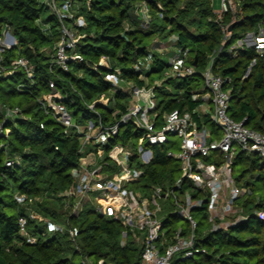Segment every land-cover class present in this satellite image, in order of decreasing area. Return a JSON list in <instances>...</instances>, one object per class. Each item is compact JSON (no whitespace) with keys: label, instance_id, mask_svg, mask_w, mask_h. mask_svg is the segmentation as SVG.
Masks as SVG:
<instances>
[{"label":"trees","instance_id":"trees-1","mask_svg":"<svg viewBox=\"0 0 264 264\" xmlns=\"http://www.w3.org/2000/svg\"><path fill=\"white\" fill-rule=\"evenodd\" d=\"M75 1L79 14L87 21L83 29L86 36L77 48L83 61L70 62L69 69L64 71L52 62L54 47L61 36L60 24L44 1L0 0V36L9 26L18 40L16 47L2 54L1 65L10 68L13 60L24 57L34 69L31 79L23 69H17L0 80V107H20L25 116L5 123L10 133L2 139L3 146L0 144V264L141 261V245L133 241L121 244L120 221L102 214L88 199L80 213L73 214L74 199L60 196L73 184L71 172L79 164L82 142L75 129L67 133L63 125L40 108L38 98L53 92L51 82L63 95L62 102L78 124L92 121L94 126H113L128 112L130 97L121 89L114 92L107 74L119 69L124 85L132 82L152 86L161 80L163 85L156 88L154 111L160 125L165 113L175 109L192 112L203 103L201 97L194 99L193 95L207 92L203 72L214 58V71L232 80L228 86L232 90L230 116L238 121L246 119L248 127L264 133V53L251 48L234 56L228 51L238 38L257 31L259 26L264 28V0H243L235 13L225 14L221 20L215 13L213 0H148L152 20L147 28L135 16L136 7L144 0ZM47 12L49 15L45 16ZM222 23L233 25L232 37L227 42ZM173 36L178 38L176 46L189 49V62H196L195 74L167 77L168 60L157 53L152 54L150 71L135 70L137 59L149 55L156 37L167 40ZM103 58L108 60L107 65L100 64ZM112 93L114 100L107 106L99 104L95 112L87 107L103 94ZM195 119L215 135H221L209 115L202 119L195 115ZM3 120L0 108V123ZM142 135L145 131L128 121L120 125L119 133L110 139L106 149L116 144L135 149ZM149 148L153 150L149 164L133 163L144 174L131 187L145 191L153 185L170 187L180 175V163L168 153L179 149V140L169 139ZM10 159H19V163L8 167L6 162ZM117 169L109 164L104 171L112 175ZM233 171L237 185L246 190L236 202L246 218L227 230L210 231L206 213L202 210L197 213L205 221L199 223L197 233L208 253L184 261L186 264H264V217L259 215L264 213V157L237 153ZM16 193L26 195V202L18 203ZM21 217L27 219L26 228L36 238L35 243L22 233ZM48 221L61 225L63 230H50ZM178 223L176 218L173 226ZM70 229L77 231L75 239Z\"/></svg>","mask_w":264,"mask_h":264},{"label":"built area","instance_id":"built-area-1","mask_svg":"<svg viewBox=\"0 0 264 264\" xmlns=\"http://www.w3.org/2000/svg\"><path fill=\"white\" fill-rule=\"evenodd\" d=\"M43 1L60 24L61 36L54 47L52 62L67 71L70 62L83 61L77 48L80 40L86 36L83 29L87 27V21L79 14V5L75 0ZM242 1L220 0L221 9L216 12L219 20L225 14L235 13L236 7ZM159 15L163 17L162 13ZM135 16L144 27L150 25L152 14L148 0L142 1L136 7ZM220 26L224 32V41H229L232 37L229 26L223 23ZM177 39L173 36L167 42L176 46ZM164 44L161 38L156 37L150 45L149 55L137 59L135 70L141 73L150 71L153 51ZM17 45V38L7 26L0 36V80L13 75L17 69H23L30 79L34 77V69L24 57L13 60L10 68L1 65L4 59L2 54ZM251 48L258 53H264L262 26L257 31H250L238 38L228 51L237 56L240 50ZM189 58V49L178 47L177 53L170 57L167 77L183 78L195 74L196 66L189 62ZM107 63L106 58H103L100 64ZM213 65L214 58L203 72L207 92L193 95L194 99L201 97L203 103L192 112L183 113L175 109L165 113L160 125L157 124V113L154 111L157 103L156 88L161 87L163 81H157L152 86H138L132 82L124 85L125 81L119 69L107 74L106 79L112 84L114 92L121 89L128 93L130 100L128 112L113 126H94L92 121L78 124L62 102L63 95L55 89L54 82L50 83L53 92L38 98L40 108L63 125L67 133L75 129L82 142L79 164L71 172L73 184L60 196L74 199L73 214H79L88 199L102 214L120 221L123 225L121 244L133 241L142 246L139 264H178L208 253L197 233L199 222L196 214L201 210L207 215L210 231L227 230L246 218L236 204L246 190L237 185L233 162L240 152L264 157V133L248 127L246 119L238 121L230 116L232 90L228 86L232 80L216 73ZM250 70L251 66L247 74ZM113 100V93L103 94L87 104V107L95 112L97 105L107 106ZM0 108L4 116L0 123V144L3 146L2 139L10 133L5 123L25 116L20 107ZM195 115L201 119L209 115L221 135H215L204 123L199 124ZM128 121H132L137 129L145 131L136 148L116 144L107 150L110 139L119 133L120 125ZM169 136H175L179 140V149L168 153L170 157L179 160V177L167 188L162 185H153L146 191L132 188L133 184L141 181L144 174L133 163L139 161L143 165L149 164L153 159V150L149 145L166 143ZM133 157L136 159L132 160ZM18 163L19 159H10L6 165L13 167ZM109 164L118 167L112 175L104 171ZM15 199L18 203H25L27 196L16 193ZM259 215L264 217L262 212ZM176 218L179 223L174 227ZM48 224L52 231L63 230L61 225L51 221ZM26 225L27 219L21 217L22 233L28 237L29 242L35 243L36 238L28 234ZM69 232L75 239L77 231L70 229ZM99 264H103V260Z\"/></svg>","mask_w":264,"mask_h":264},{"label":"rangeland","instance_id":"rangeland-1","mask_svg":"<svg viewBox=\"0 0 264 264\" xmlns=\"http://www.w3.org/2000/svg\"><path fill=\"white\" fill-rule=\"evenodd\" d=\"M213 6H214V10H215V13L216 12H220V9H221V2H220V0H213ZM159 7L161 8V5H159ZM49 15V12H47L46 14H45V16H48ZM142 27H144V25H142ZM145 28V27H144ZM164 42H165V44H164V46L163 47H159V49L157 50V49H155L153 52L154 53H157L158 55H160V56H163L164 58H167V60H168V63H170V57H171V55H173L174 53H177V51H178V47H176V46H174V45H170V43L169 42H167L168 41V39L167 40H163ZM153 45V44H152ZM153 47H154V45H153ZM157 46H156V48H158ZM170 70V69H169ZM169 139H173V140H175V139H177L175 136H169ZM167 207H169V204L167 205ZM197 220H198V222L201 224V223H205V221L204 220H201V218L200 217H197ZM53 223V222H52ZM207 225L208 224H204V226L203 227H207ZM178 264H186L185 262H179Z\"/></svg>","mask_w":264,"mask_h":264},{"label":"water","instance_id":"water-1","mask_svg":"<svg viewBox=\"0 0 264 264\" xmlns=\"http://www.w3.org/2000/svg\"><path fill=\"white\" fill-rule=\"evenodd\" d=\"M232 28H233V25H231V26L229 27V31H231ZM195 64H196V62L194 63V65H195Z\"/></svg>","mask_w":264,"mask_h":264},{"label":"crops","instance_id":"crops-1","mask_svg":"<svg viewBox=\"0 0 264 264\" xmlns=\"http://www.w3.org/2000/svg\"><path fill=\"white\" fill-rule=\"evenodd\" d=\"M107 62H108V60H107Z\"/></svg>","mask_w":264,"mask_h":264}]
</instances>
